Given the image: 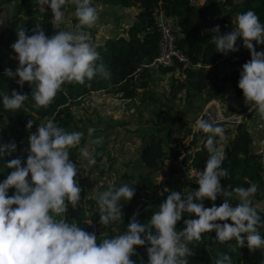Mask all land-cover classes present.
Masks as SVG:
<instances>
[{
	"label": "clouds",
	"instance_id": "obj_1",
	"mask_svg": "<svg viewBox=\"0 0 264 264\" xmlns=\"http://www.w3.org/2000/svg\"><path fill=\"white\" fill-rule=\"evenodd\" d=\"M69 2L75 5L79 21L74 31L59 30L49 37L37 24L32 35L20 28L18 40L12 45L19 66L15 72L5 69V75L18 76L16 82L21 88L25 82L35 85L33 98L37 108L48 107L66 82L84 84L86 79L92 80L97 75L110 78L105 66L96 63L100 55L90 43V33L81 30V26L91 27L96 23L102 6H92L90 0H39L42 7H50L52 24L57 29L65 16L62 8ZM235 25L227 34L221 33L216 25L210 30L216 33L212 40L216 51L227 55L239 51L237 40L243 38L251 59L242 66L238 86L245 103L251 105L249 110L256 109L264 116V51H257L253 44V41L264 44V24L253 10H248L235 18ZM27 98L28 95L13 90L11 96H3V107L18 110ZM33 124L29 120L27 128L31 129ZM197 130L211 134L206 141L208 159L203 170L196 174L198 189L186 196L171 191L147 224H140L134 215L127 231L98 243L95 232L89 233L64 218L68 204L75 208L81 201L78 169L69 159V149L80 144L84 133L66 132L52 120L39 124L28 137L26 166L20 158L10 160L7 167L13 171L0 182V264H136L131 259L136 254L135 246L146 244L150 245L148 264H188L185 257L194 255L189 244L201 241L204 233L213 230L220 243L234 239L240 248L264 247V237L258 231V226H262L261 216L251 199L257 185L226 190L221 184V179L230 175L222 166L226 153L215 142V136L223 138L224 129L198 120L193 131ZM93 131L89 128V134ZM16 147L14 142L0 146V155H11ZM81 152L90 165L95 164L86 149L82 148ZM11 188L16 191L9 196ZM134 195L135 188L128 183L119 187L109 183L108 189L97 198L99 223L107 228L120 220L123 215L120 201H130ZM218 196L224 198L221 205L213 203L205 207L203 201L215 202ZM232 199H238L239 203L233 206ZM184 213L197 218L184 220L185 227L178 231L176 226ZM215 264H232V259L225 253Z\"/></svg>",
	"mask_w": 264,
	"mask_h": 264
},
{
	"label": "trees",
	"instance_id": "obj_2",
	"mask_svg": "<svg viewBox=\"0 0 264 264\" xmlns=\"http://www.w3.org/2000/svg\"><path fill=\"white\" fill-rule=\"evenodd\" d=\"M14 1L16 4L13 16L6 29L0 31V146L14 142L17 145L15 151L23 146L29 151L28 137L37 130L39 124L47 123L48 120L64 130H69L76 120L73 106L95 91L128 100L138 99L140 105L158 107V120L159 112L162 111L179 121L175 127L179 132L173 134H170L173 122L158 123L156 120L150 130L144 132V142L140 147L139 158L135 161L136 165L122 176V184L128 183L135 188V195L130 201H120L122 212L125 213L122 232H116V228H110L111 225L107 228L100 225V218L93 220L98 223L97 229L89 224L87 205H93L94 201L89 198V188L85 183L87 170L77 155V148L69 149V159L77 166V179L82 192L81 201L75 208L68 204L64 218L70 223L76 222L89 233L95 232L99 243L105 238H113L127 231V225L134 215L140 224H147L153 212L159 211V205L171 191H179L186 196L197 190L199 185L196 183V174L205 167L209 156L206 141L211 134L202 130L193 131V128L184 125L189 112L176 108L171 101H176L181 95L187 99L205 95L209 101H223L228 98V89L233 91L232 96L244 97L238 82L242 66L251 59L250 50L243 46L241 37L237 40L239 51L229 52L227 55L218 52L212 40L216 33L210 30L219 25L221 33L231 32L236 26L235 18L248 10H253L264 24V0H95L123 8H135L134 17L124 32L106 37L95 48L100 55L96 63L105 66L110 78L97 75L92 80L86 79L84 84L66 82L46 108L35 106V85L25 82L21 88L16 82L19 77L9 78L5 75V69L10 68L15 72L19 66L18 54L12 45L18 40L17 33L20 28L32 35V29L40 24L49 37L64 29L61 26L58 30L55 29L51 9L42 7L39 0H0V10L3 5ZM161 10L173 21L177 47L185 54L189 64V67L184 68L182 63L176 62L171 67L158 70L163 78L166 75L172 77V85L166 94L152 89L155 71L147 67L160 54L158 13ZM95 34V31L90 34L92 46L96 41ZM253 44L257 51H264V44L256 41ZM198 64L201 66L198 67ZM13 90L28 95V98L20 109L6 110L3 107V96H11ZM163 108L166 110H162ZM29 120L34 123L31 129L27 128ZM217 141L218 137L215 136L216 146L219 148ZM253 144L254 136L247 122L241 121L235 125V130L223 149L226 159L222 166L230 175L222 178L221 184L229 191L238 186L247 188L252 183L257 185L258 190L251 199L261 216L262 226H258V231L264 237V207H259L264 202V150H254ZM15 151L11 155H0V182L13 171L7 167V163L12 160ZM105 161L112 166L116 162L113 156L106 157ZM98 165L94 164L90 172ZM133 181L137 183L133 184ZM15 191V188L9 189L8 195H13ZM223 201L224 198L218 196L215 202L206 199L203 203L205 207H211L213 203L219 206ZM231 203L235 206L239 200L232 199ZM190 215L183 214L182 220L176 226L178 231L185 227L184 220L197 218L194 214ZM148 246L150 245L135 246L136 254L131 259L136 264H141V261L148 264ZM189 247L194 255L185 257L188 264H215L225 253L231 257L232 264H264V247L254 250L247 246L240 248L234 239L220 243L216 240L214 230L204 233L201 241H193Z\"/></svg>",
	"mask_w": 264,
	"mask_h": 264
},
{
	"label": "rangeland",
	"instance_id": "obj_3",
	"mask_svg": "<svg viewBox=\"0 0 264 264\" xmlns=\"http://www.w3.org/2000/svg\"><path fill=\"white\" fill-rule=\"evenodd\" d=\"M200 1L203 2L204 0ZM90 2L92 6H102L103 9L99 12V19L93 26H81L82 31L90 34L94 31L96 32V41L95 44H93L94 48H96L98 44H101L106 37L124 32L134 17L135 8H123L116 4L102 3L95 0H90ZM15 4L16 1L1 7L0 31L6 29L8 21L11 16H13ZM44 7L50 9L47 5ZM62 10L65 16L59 28L61 26L64 31H74L79 23L75 16V5L71 2L66 3ZM55 29L58 30L57 28ZM159 71H155V77H153L151 87L161 94H166L172 85V77L171 75H166V77L163 78ZM157 72H159V75ZM227 93L229 94L231 92L227 90ZM227 100H230L229 104H227ZM171 102L175 104L176 108L189 112L184 122V125L189 128L194 129L198 120H205L212 123L214 126L223 128V138L219 135L216 136L218 137L217 143L221 149L226 147L232 136H230L229 127L226 126L233 124L230 122L213 123L216 119L215 116L230 117L236 113L240 114L243 116L242 120H246L249 126H255L257 128L259 132V139L257 142L260 141L262 144L264 142V116L259 114V116L253 118L255 123H250L249 118L253 116L254 109L246 113V110L251 105L244 104L245 97L236 98L234 95L233 97H228L219 102L220 106H222V103L227 105L226 107H222V112H214L210 107L206 106L209 100L206 99L205 95H198L190 99L181 95L177 97L176 101ZM233 104H237V108H234ZM157 110H159L157 106L140 105L138 99L128 100L99 91L92 92L84 97L78 105L73 106L76 120L73 127L65 131L84 133L80 144L77 145L76 148L77 155L82 160V165H84L87 170L85 173V183L89 188V198H91L95 204L87 205L89 222H91L94 229H97L98 223H95L93 220L100 218L97 204L99 194L108 189L109 183L114 184L116 187L122 185L123 173L131 171L132 167L136 165L135 161L139 158L140 147L144 142V132L150 130V126L155 120L158 121V123L173 122L170 134L179 132L178 129H175L179 121L162 111L159 112L158 120L156 117ZM162 110L166 109L163 108ZM210 114L212 117L209 116ZM89 128L94 129L91 134H89ZM97 140L100 142L97 143ZM254 146V150L259 147L264 148V146H260L257 143ZM82 148L86 149L91 157L95 159V164H99L92 172L90 171L94 164L90 165L88 163V158L84 157L81 152ZM28 152L27 147L23 146L20 150L12 154V159L20 158L22 164L26 165L29 155ZM100 156L101 159H98ZM108 156H113L115 158L116 162L113 166L109 164L108 161H105ZM13 207L16 206L14 205ZM259 207L263 209L264 202H262ZM124 214L125 213H123L120 220L110 224V228H116V232H122L124 230ZM58 218L59 217H57V219Z\"/></svg>",
	"mask_w": 264,
	"mask_h": 264
},
{
	"label": "built area",
	"instance_id": "obj_4",
	"mask_svg": "<svg viewBox=\"0 0 264 264\" xmlns=\"http://www.w3.org/2000/svg\"><path fill=\"white\" fill-rule=\"evenodd\" d=\"M158 18V26L161 33L160 54L151 64L147 65V67L151 70L158 71L160 68L171 67L176 62L182 63L184 68L189 67L187 57L177 47L173 21L163 10L158 13ZM197 66L200 67L201 65L198 64ZM209 116L212 117L211 114ZM242 117L243 116L241 115H234L230 117L215 116L216 119L213 123L230 122L235 126L241 121L246 122V120H242Z\"/></svg>",
	"mask_w": 264,
	"mask_h": 264
},
{
	"label": "crops",
	"instance_id": "obj_5",
	"mask_svg": "<svg viewBox=\"0 0 264 264\" xmlns=\"http://www.w3.org/2000/svg\"><path fill=\"white\" fill-rule=\"evenodd\" d=\"M228 90H229L230 92L232 91L231 89H228ZM226 96H227V97H233V96H232V92L229 93V94L227 93ZM229 101H230V100H227V104H229ZM217 102H218V103H217ZM219 102H221V100H212V101H209L208 104H207L206 106L210 107L214 112H222V107H226L227 105L222 103V106H220V105H219ZM244 104H246V103H244ZM233 107H234V108H237V104H233ZM250 107H251V106L248 107V109L246 110V113L249 112ZM216 110H218V111H216ZM225 111H226V110H225ZM226 112H227V111H226ZM256 114H257V115H256ZM259 114H260V113L258 112V110L254 109V112H253V114H252L253 116H251V117L249 118V122H250V123H252V122L255 123L254 120H253V118L259 116ZM234 115H240V114H237V113H236V114H234ZM234 115H233V116H234ZM247 125H248V123H247ZM226 127H229V132H230V136H231V135L233 134L234 130H235V126L229 124V125L226 126ZM249 129H251L252 132L254 131V132H253V136H254V144H253V146H254L256 143L259 144V145H261V146H264V145H263L264 142H263V144H262V142H260V141L257 142V140L259 139V136H258V133H259V132H258L257 128H256L255 126H253V127L249 126ZM260 133H261V132H260ZM253 146H252V148H253ZM254 147H255V146H254ZM224 148H225V147H224ZM224 148H223V149H224ZM258 149H261V150L263 149V150H264L263 147H259ZM258 149L255 148V150H258Z\"/></svg>",
	"mask_w": 264,
	"mask_h": 264
}]
</instances>
